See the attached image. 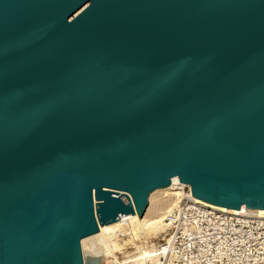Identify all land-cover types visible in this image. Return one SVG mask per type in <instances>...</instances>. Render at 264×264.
Masks as SVG:
<instances>
[{"label":"water","instance_id":"1","mask_svg":"<svg viewBox=\"0 0 264 264\" xmlns=\"http://www.w3.org/2000/svg\"><path fill=\"white\" fill-rule=\"evenodd\" d=\"M173 178L264 210V0H0V264H84Z\"/></svg>","mask_w":264,"mask_h":264},{"label":"built area","instance_id":"2","mask_svg":"<svg viewBox=\"0 0 264 264\" xmlns=\"http://www.w3.org/2000/svg\"><path fill=\"white\" fill-rule=\"evenodd\" d=\"M172 187L181 192L178 202L165 214L167 227L156 244L163 261L264 264V216L248 209L235 212L213 208L195 201L189 187ZM128 216H120L125 226ZM124 252L109 258L107 264H134Z\"/></svg>","mask_w":264,"mask_h":264},{"label":"bare ground","instance_id":"3","mask_svg":"<svg viewBox=\"0 0 264 264\" xmlns=\"http://www.w3.org/2000/svg\"><path fill=\"white\" fill-rule=\"evenodd\" d=\"M171 184H179L177 178L171 180ZM172 185L164 189L152 192L148 198V205L142 216L137 212L128 216V224L125 226L123 218L103 226H99L97 234L81 241L84 264H107L111 251H124L134 249L131 262L135 264H173L171 260H162L154 240L164 234L167 224L165 214L169 207L178 202L180 190H174ZM164 197L168 199H163ZM195 201L207 206L226 211H245V207L239 210H228L223 207L207 204L193 198ZM167 210V211H166ZM258 215L264 216V210H252ZM131 252V251H130ZM112 256V255H111ZM130 260V259H129Z\"/></svg>","mask_w":264,"mask_h":264},{"label":"rangeland","instance_id":"4","mask_svg":"<svg viewBox=\"0 0 264 264\" xmlns=\"http://www.w3.org/2000/svg\"><path fill=\"white\" fill-rule=\"evenodd\" d=\"M163 199H168V198H166V197H164ZM172 207V206H171ZM171 207H169V209L171 208ZM168 209V210H169ZM167 211V210H166ZM162 235H160V236H158V238L156 239V240H154L153 242H154V244L156 245L157 243H158V241H160L161 239H162ZM131 251V252H130ZM134 249H131V247H130V249H126L125 250V252L124 251H116V250H113V251H111V253H110V255H109V258H115L116 257V255L118 254V253H121V254H123V252H124V254H127V255H129V256H127L128 258L127 259H130V261L132 260V257H130V255H132V253H134ZM112 255V256H111ZM109 258H108V262H109ZM135 264V263H134Z\"/></svg>","mask_w":264,"mask_h":264}]
</instances>
